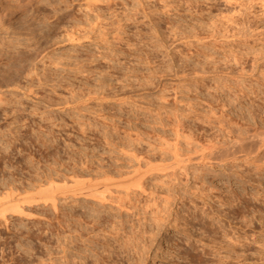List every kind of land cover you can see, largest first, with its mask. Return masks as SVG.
<instances>
[{
  "label": "rangeland",
  "instance_id": "1",
  "mask_svg": "<svg viewBox=\"0 0 264 264\" xmlns=\"http://www.w3.org/2000/svg\"><path fill=\"white\" fill-rule=\"evenodd\" d=\"M248 124L264 126V0H0V189ZM193 160L6 211L0 264H264V170Z\"/></svg>",
  "mask_w": 264,
  "mask_h": 264
},
{
  "label": "bare ground",
  "instance_id": "2",
  "mask_svg": "<svg viewBox=\"0 0 264 264\" xmlns=\"http://www.w3.org/2000/svg\"><path fill=\"white\" fill-rule=\"evenodd\" d=\"M249 124H252V123H249ZM249 124L245 125L244 127L241 126V130L239 128H238L239 130H237L236 128L237 131L234 129L235 132L232 133V135L230 136V139L228 138V141H225V142L222 141V139L224 138H225L224 140L227 139L226 138L227 135L224 136V138L222 137L221 139L220 137H218V139H220L222 143L224 142L222 145L218 143V141L220 140L217 139L216 141L215 138L217 137H215L214 138L215 140L213 139L214 143L217 142L218 145L220 146L215 145L216 143L210 144L209 143L210 139L206 140L205 138H203L205 139L203 141L205 142L204 144L201 142V140H198L201 143L198 145L199 148L197 147V149H196L197 143L196 144L194 143L196 146L193 145L195 146V148L193 147L195 149V150L193 149L194 150L193 154L189 152L190 150L187 151L188 148L186 151L190 154H188L186 151L184 152L181 149L186 155L182 154V152H179L181 150H178V147H177L178 145H177V146H174L173 149L172 148L166 149L167 147L164 148V150L165 149L169 150V151H165L166 154L168 152L167 155L163 154L160 150L161 152L160 154L162 155L158 157L159 158L158 161L155 158L156 160L155 162H153L154 160H152L151 158H148L150 156L149 153L148 155L140 154L141 156H144V157L147 155L146 156L147 158L145 159H143V157H141L140 159L139 155L138 156L134 155L135 164L134 165L132 164L133 166L131 167L130 170L125 169L126 171L124 170V172L116 170L117 171L116 173H113V172L111 173V171L110 173H107L108 171L105 170L106 172H99V173H96L95 175L93 174L90 175L86 172L88 176H84L86 173L84 175L83 173H79L81 171L71 172L67 175L64 173L63 175L61 174L62 176H60L58 173H57L58 176L56 175L53 176L49 172V175L47 174V176H44L46 175L44 174L43 178L41 177L39 179L37 178L38 180H36L35 182L32 180L33 182H31L30 184L26 186H17V185H12V184L7 185L5 182L4 187L0 189V215H1L0 217H3V219L6 220V217L4 216L6 211H12L14 213L22 214L26 216L33 214L32 212L29 211L30 209L28 208L31 206L33 207L32 204L39 203V202L49 205L54 211L58 208L57 202L59 198L87 196V197L97 199L99 201H103L106 197L104 193L109 191L111 187H122L126 189L129 188L130 186L140 185L139 187H141L140 180H142L141 178H143L146 173L151 172L153 170H161L165 172L168 170L170 171V173H173L174 168L179 167L180 166L179 164L184 165V162L186 161L189 162V160L192 161L193 159L200 163L206 162L209 164L210 163L216 164L217 162L219 163L220 161L227 160V159H241V160L244 159L250 163H253L256 167L260 166L258 168L260 169L262 168V170H264V126L263 125H262L263 127L257 126V124H254V126H251ZM229 132L230 131H228V133ZM213 140H210V141L213 142ZM198 141L196 139V142ZM170 146L172 145H169V147ZM153 158H154V154H153ZM213 159L220 160V161L213 162L212 161ZM142 163H143V166H142ZM26 208L28 209V211ZM33 215H35V213ZM88 234L89 233H87V236H89ZM70 241H71V238H70ZM260 249L262 248H259V250ZM260 251L264 252L263 249Z\"/></svg>",
  "mask_w": 264,
  "mask_h": 264
}]
</instances>
